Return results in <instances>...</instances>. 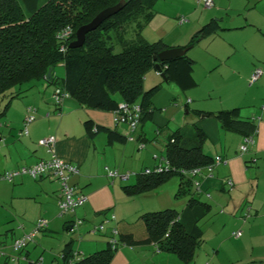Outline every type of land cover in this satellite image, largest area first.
<instances>
[{"label":"crops","instance_id":"1","mask_svg":"<svg viewBox=\"0 0 264 264\" xmlns=\"http://www.w3.org/2000/svg\"><path fill=\"white\" fill-rule=\"evenodd\" d=\"M175 1L170 2L176 6L172 12L176 18L182 16L179 12H187L192 18L189 21L177 19L181 24L174 34L166 39V34L156 38L167 46L184 45L192 33L210 18H216L220 26L213 34L194 42L187 51L193 59L191 74L196 88L192 86L191 90L184 92V97L193 106H198L192 108L195 113H201L195 125L205 134L202 142L204 152L211 156L219 154L224 159L216 163L209 174L203 170L197 175L200 189L193 190V195L199 199L200 194L212 196L215 205L220 202L227 204L232 214L248 203L247 211L252 209L255 220L264 213V108H261L264 104V74L252 83L248 77L253 67H264V0H212L208 7L203 6L200 0ZM194 1L200 4L198 10ZM154 9L152 18L141 28V34L148 40H155L153 38L157 35L153 37L155 33L152 31L163 26L171 16L167 9ZM176 28L174 26L166 32ZM197 64L201 65L199 71L202 69L213 75L209 85L198 86L200 79L195 76ZM53 73L56 75L58 71L54 68ZM145 74L143 88L157 83L156 93L162 89V84L165 85L166 94L157 103H161L164 110L163 114L156 111L159 107L154 93L150 99L151 112L131 132V139L124 137L126 124L115 123L109 109L80 105L69 95L60 103H54L51 99L54 84L45 79L19 86L17 89L22 90L9 98L0 115V174L38 158H48L51 152L37 139L52 134L56 154L77 165L78 171L70 176L69 181L86 194V200L72 212L60 215L56 204L59 184L55 179L48 176L33 178L27 174L15 175L11 180L0 178V243L4 252L0 255V264H64L61 248L65 242L72 239L71 248L79 255L89 253L106 245V233L111 225L117 227L119 234L127 233L130 237L126 236V243L113 250L108 264H144V260L157 259L161 255L163 250H155L152 241H145L143 228H134L132 219L138 218L142 211L159 206L175 209L178 199L175 200L173 194L178 181L168 180L169 190L162 192L164 198L171 200L170 203L161 196V199L155 197L153 203L147 194L151 190L126 194L122 189L123 184L134 181L137 171L157 161L151 157L152 153L163 157L168 134L176 128L181 129L179 126L171 129L172 124L168 125L169 119L176 114L175 108L168 104V98L177 93L176 88L169 84L172 81L163 80L160 74H154L150 69ZM231 83L237 90L224 98L210 95L219 85ZM238 86L244 90L240 91ZM207 97L213 100L206 106L198 105V101ZM186 100L183 103L185 107ZM171 104L177 107L175 101ZM27 106L34 107V118L27 124V131L19 133ZM232 106L239 108L240 118H251L255 122L253 140L244 152L239 151L240 133L223 129L216 118L203 114V110ZM170 111L173 115L167 117ZM162 130L164 133L160 136ZM117 136H122L123 140H116ZM138 141L143 142L142 147L137 146ZM105 165L119 171H131L133 177L129 179L130 174L127 177L129 181H125L127 178H109ZM227 178L231 179V185L225 183ZM147 196L148 199L145 198ZM186 200L187 195L180 211L184 210L182 219L190 225L195 213L192 209L186 211ZM205 201L207 213L211 202ZM163 202L169 205L161 207ZM110 212L115 218L104 223L103 231L89 230L91 224L101 221ZM39 217L45 218L46 226L37 230L23 248L13 249L11 240L30 231ZM75 218L82 219V222L73 240L75 236L72 238L67 230L74 229L70 226ZM258 251L260 253L251 256L248 262L245 257H236L235 260L257 264V260L264 261V248L260 246ZM156 252L158 254L155 255Z\"/></svg>","mask_w":264,"mask_h":264},{"label":"trees","instance_id":"2","mask_svg":"<svg viewBox=\"0 0 264 264\" xmlns=\"http://www.w3.org/2000/svg\"><path fill=\"white\" fill-rule=\"evenodd\" d=\"M117 1L0 0V115L9 98L22 90L17 89L19 86L44 80L45 72L51 66L50 77L45 81L54 86L60 84L80 105L112 110L117 100L123 99L139 103L138 123L148 116L151 112L150 99L159 86L155 83L143 88V77L147 70L154 68L153 55L167 47L161 39L148 40L141 34V28L155 12V0H122L115 12L85 32L82 44L68 46L77 26ZM67 23L72 26V33L65 50L59 51L55 33ZM219 27L217 19L210 18L192 33L182 47H190ZM115 43L119 46L118 50H113ZM56 64L63 68L60 77L53 73ZM192 65L193 59L185 51L159 61L160 69H154L162 73L163 80L172 81L184 90L196 83L191 74ZM238 110L237 106H232L203 110V114L213 116L223 129L234 130L242 137L253 134L255 122L251 118H240ZM192 127L189 133L176 128L168 134L163 155L167 160L166 169L148 173L137 171L132 183L122 185L126 194H137L153 189L174 174L178 176L174 196L187 195L186 211L192 209L195 213L191 224L186 225L182 219L184 210L178 212L172 207L145 210L138 218L143 225L145 241L157 243L159 250L174 253L185 263L193 259L195 248L202 242L198 220L208 204L193 195L196 190L191 176L179 169L202 166L213 158L202 148L204 132L195 124ZM116 140H123V137L117 136ZM126 236L130 237L127 233L119 234L123 241L128 240ZM71 241L69 239L61 248L64 263L72 259L71 264H108L113 250L117 248H111L106 240L104 247L79 255L72 250Z\"/></svg>","mask_w":264,"mask_h":264},{"label":"rangeland","instance_id":"3","mask_svg":"<svg viewBox=\"0 0 264 264\" xmlns=\"http://www.w3.org/2000/svg\"><path fill=\"white\" fill-rule=\"evenodd\" d=\"M170 1L174 2L175 0L174 1L173 0H155L154 2V5H153L154 8L161 7L165 10L167 9V11L171 13V16L167 17V20H165L166 22L165 24H163V26H160V27L158 26L155 31H152L153 33H155V34H152L153 37L157 35L153 39H156L157 37H161L164 34H166L165 39L170 37L172 34H174L175 31L178 30L179 28L178 26H180L181 24V23H178L177 21L178 18H176V14L172 13L175 10L176 6L173 5ZM194 7L196 8V10H198V8H200V4L194 1ZM178 14H181L183 17H185L186 21H189L192 18L190 14L187 12H179ZM174 26H176L177 28L170 32H166V30H170ZM118 49H119V46L117 43H115L113 50H118ZM189 49L190 48H188L186 52ZM200 66H201L200 64H197L196 70L197 69L198 70L195 71V76L198 79H200L199 80L200 83L198 86H201L203 84L207 86L211 83L213 75L210 74L208 71H204L202 69H200L199 71V68H201ZM54 68L55 70L58 71V74L56 75L59 77L62 76V73H63L62 65L56 64ZM150 71L153 72L154 74H159L157 71L153 69H150ZM169 84H172V86L176 88L177 93L168 98V104L172 106V108H175L176 110L175 116L169 119L168 125L172 124L171 129L179 126L184 133H189L193 130L192 125L195 124L199 120V115H201V113L198 114L194 112L192 108L198 107V106H193V104H191L188 101V99L186 100V98L184 97V92L191 90L192 88H196V86L181 90L179 87H177V85L174 82L173 83L170 82ZM164 86L165 85L162 84V89L158 90L154 95L157 98L156 105L159 107L158 109H156V111L162 114H163L162 110H164L162 108L163 106L161 103L160 104H157V103H159L158 101L162 100L166 94L164 90ZM215 89L216 91H212L210 93V95L214 98H216L217 95H220L222 98H224L229 93L237 90L236 87L232 83L230 85L221 84ZM238 89L240 91L244 90V89L241 90V87L239 86H238ZM185 100L187 101L186 107L183 106V103ZM211 100L213 99H210L208 97L204 98L198 101V105L206 106L207 103H209ZM171 101H175L177 103V107L173 106L171 104ZM170 115H173L171 111L168 113L167 117H170ZM163 133H164V130L161 131L160 136H162ZM152 154H151V157L157 161L160 160V158L162 157V154L161 156H159V154L154 153L155 157H153ZM151 166L152 165H150L149 167ZM132 174L133 173H131V175ZM132 177L133 175L130 176L129 179H131ZM127 180L128 178L125 181ZM168 180L177 182L178 176L174 174L171 177H169L166 181L161 183L160 185L154 187L153 189H150L151 191H148V192L146 191L147 194H150L149 197H152V202L153 200H155V197L161 199V197H163L162 192L169 190V186L167 185ZM200 197L201 199H205L211 202V205L207 213H205L204 216L198 220L199 226H201V229H202L203 239H202V242L195 248L193 259L187 263H183L175 256L174 253H170V252L166 253L167 251H161L160 253L161 255H159L157 259L153 258L152 259L153 261L144 260V264H203L204 262H209V264H247L248 259L251 256H254L257 253H260L258 251V248L260 246L261 248H264V213L262 214L261 217L259 216L258 218L253 220L254 215L252 214V209L249 210V213H248L249 215H246L248 203H245V205L240 211H237L236 213L232 214V212L228 209L227 204L220 202L217 205H215V202H213L214 197L212 196L203 197L201 194H200ZM138 198H141V197H138ZM145 198L148 199V196ZM185 198H186V195H183V194H179L175 196V200L178 199V201H175L176 211L178 212L180 211V208L182 207V205H184ZM164 201H169L170 203L171 200L169 199L167 200L166 198H164ZM160 205L161 207H164L163 205H169V204H165L163 202ZM152 207H156V206H152ZM159 208H153V209H159ZM132 221L134 222L133 223L134 228H139V227L142 228L143 225L139 218L134 217ZM248 223H251V225H247ZM236 230H240V234L238 236H235L233 234V232ZM63 231H66V229L63 228ZM78 231H79V225H77L76 228H74L72 231H70L69 229L67 230V232L69 233L70 236H72V238H74L75 236L73 240L76 239V236L78 235L77 234ZM154 254L156 255L158 253L156 252ZM164 254H170V255H164ZM236 257H245V260L247 262H243V260L237 261L235 260ZM257 262H258L257 264H264V261L260 262L257 260Z\"/></svg>","mask_w":264,"mask_h":264},{"label":"built area","instance_id":"4","mask_svg":"<svg viewBox=\"0 0 264 264\" xmlns=\"http://www.w3.org/2000/svg\"><path fill=\"white\" fill-rule=\"evenodd\" d=\"M200 1L203 6L208 7L212 5V0H200ZM178 20L183 21L186 20V18L183 16H179ZM71 33H72V26L68 23L57 30L55 35L59 41L58 42L59 51L65 50L67 45L66 42L69 40ZM261 74H264V67H260V66L253 67L248 77L249 83L255 81L258 78V76H260ZM65 96H68V92L64 89V87H62L60 84H57L53 87L51 92V99L54 103L56 104L60 103L62 98ZM261 108L262 109L264 108V104H261ZM34 110L35 109L32 106L26 107V113L23 116L22 125H21V129L19 130V133H25L27 131L26 126L34 118ZM140 111L141 109L138 102H128L123 99L117 101L116 106L111 110L113 115V121L115 123L121 122L126 124L127 129L124 132V136L126 139L132 138L131 132L138 124ZM252 136L253 134H247L242 137L241 143L239 144L240 152H244L247 149V145L251 143L253 140ZM37 142L45 146L51 152L48 158H38L36 161L30 164L20 165L11 170H6L0 174V178L11 180L15 175L27 174L33 178L48 176L50 178L55 179L59 184V190L56 199L58 213L60 215L68 214L72 212L76 207L80 206L86 200V194L83 193L80 189H78V187L75 184L69 181L70 176L78 171L77 165L72 162L63 160L61 157H59L56 154L53 144L54 137L52 134L41 136L40 138L37 139ZM137 146L142 147L143 142L138 141ZM153 157H155L154 154ZM221 161H224L223 157L219 154H215L213 155L211 162H208L202 166L198 165L189 168H180L179 170L181 173L189 174L191 176V182L194 189L199 190L200 181L197 178V175L202 173L203 169H205L206 173L209 174V172L212 169V166ZM166 168H167V160L163 156L160 158V160L155 162L153 166L151 167L145 166L142 168L141 171L143 173H148L152 171L157 172L164 170ZM104 170L109 178L119 177L122 180L126 179L131 173H133L131 171H119L114 167H108L106 165L104 166ZM225 183L227 185H231L232 184L231 179L227 178L225 180ZM248 213L249 212L246 211V215H248ZM114 218H115L114 213L110 212L107 215H104L101 221L91 224L89 230L91 232L103 231L105 228L104 223L106 221L113 220ZM81 222L82 219L75 218L71 222L70 229L76 228V226L79 225ZM45 226H46L45 218L39 217L30 231L23 233L22 235L12 239L11 241L12 248L15 250L23 248L32 239L35 232L37 230L42 229ZM233 234L235 236H238L240 234V230L234 231ZM106 236H107V242L111 248L125 244L123 240H120L118 229L114 225L108 227ZM152 244L154 245L155 250H158L157 243L152 242ZM0 254H3L1 243H0ZM74 257H76V255H74ZM71 263H72V259L68 260L64 264H71Z\"/></svg>","mask_w":264,"mask_h":264},{"label":"water","instance_id":"5","mask_svg":"<svg viewBox=\"0 0 264 264\" xmlns=\"http://www.w3.org/2000/svg\"><path fill=\"white\" fill-rule=\"evenodd\" d=\"M121 2L122 0H118L114 4L100 9L88 21L77 26L74 31V37L68 42V46L75 47L82 44L85 32L95 28L104 18L115 12L120 7ZM187 48L188 46H167L159 50L155 55H153V59L155 60L153 67L159 70V61L168 60L179 54H182L187 50ZM50 74L51 66H48L44 76L45 79H48ZM160 75H162L161 72Z\"/></svg>","mask_w":264,"mask_h":264}]
</instances>
